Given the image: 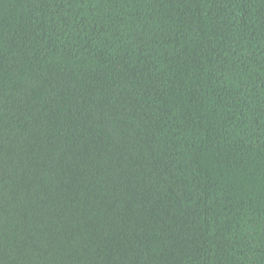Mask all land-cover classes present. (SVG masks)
I'll return each instance as SVG.
<instances>
[{
	"label": "trees",
	"instance_id": "trees-1",
	"mask_svg": "<svg viewBox=\"0 0 264 264\" xmlns=\"http://www.w3.org/2000/svg\"><path fill=\"white\" fill-rule=\"evenodd\" d=\"M0 264H264V0H0Z\"/></svg>",
	"mask_w": 264,
	"mask_h": 264
}]
</instances>
